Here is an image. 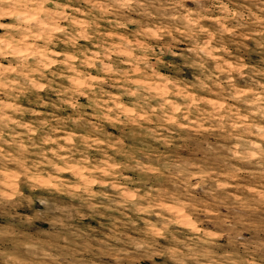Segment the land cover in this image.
I'll use <instances>...</instances> for the list:
<instances>
[{"label":"clouds","instance_id":"9594fccd","mask_svg":"<svg viewBox=\"0 0 264 264\" xmlns=\"http://www.w3.org/2000/svg\"><path fill=\"white\" fill-rule=\"evenodd\" d=\"M0 264H264V0H0Z\"/></svg>","mask_w":264,"mask_h":264}]
</instances>
